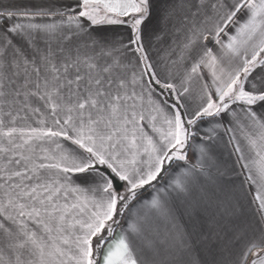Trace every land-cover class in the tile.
I'll return each mask as SVG.
<instances>
[{
    "label": "snow or ice",
    "instance_id": "obj_1",
    "mask_svg": "<svg viewBox=\"0 0 264 264\" xmlns=\"http://www.w3.org/2000/svg\"><path fill=\"white\" fill-rule=\"evenodd\" d=\"M0 264H264V0H0Z\"/></svg>",
    "mask_w": 264,
    "mask_h": 264
},
{
    "label": "crops",
    "instance_id": "obj_2",
    "mask_svg": "<svg viewBox=\"0 0 264 264\" xmlns=\"http://www.w3.org/2000/svg\"><path fill=\"white\" fill-rule=\"evenodd\" d=\"M223 159L229 160L227 151L223 153ZM231 159L234 160L235 157ZM245 204L247 207L246 202ZM247 218L252 219V209H248ZM176 224L191 234V239L196 241L195 248L204 256L208 255L207 249L217 251L228 243L229 235L233 231L231 219L228 216H222L214 204H207V202L201 206L199 214L191 213L190 215L187 212L183 215L177 214Z\"/></svg>",
    "mask_w": 264,
    "mask_h": 264
}]
</instances>
